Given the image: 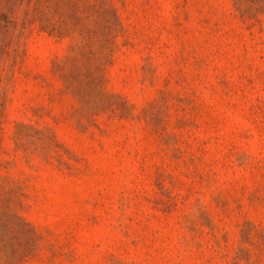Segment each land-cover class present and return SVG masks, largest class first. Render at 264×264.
Returning <instances> with one entry per match:
<instances>
[{
	"label": "rangeland",
	"instance_id": "rangeland-1",
	"mask_svg": "<svg viewBox=\"0 0 264 264\" xmlns=\"http://www.w3.org/2000/svg\"><path fill=\"white\" fill-rule=\"evenodd\" d=\"M0 264H264V0H0Z\"/></svg>",
	"mask_w": 264,
	"mask_h": 264
}]
</instances>
